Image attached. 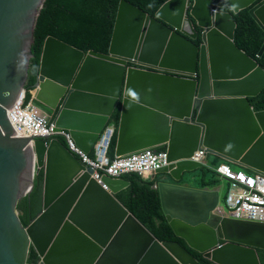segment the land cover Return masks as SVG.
<instances>
[{"label": "water", "instance_id": "water-1", "mask_svg": "<svg viewBox=\"0 0 264 264\" xmlns=\"http://www.w3.org/2000/svg\"><path fill=\"white\" fill-rule=\"evenodd\" d=\"M46 1L0 0V264H34L32 248L37 264H200L180 242L160 241L117 197L129 180L105 175L101 183L61 137L32 146L35 138L16 135L9 110L26 92ZM214 2L168 0L152 16L122 0L109 53L49 36L33 105L89 154L121 108L116 155L165 146L171 164L157 172L176 182L203 168L189 160L198 150L264 173V110L249 102L264 90V69L235 43L233 17L251 6L264 29V0H220L217 11ZM134 59L157 71L129 67ZM42 170L43 210L25 225L18 206ZM159 187L189 248L215 264H260L263 224L214 214L218 192Z\"/></svg>", "mask_w": 264, "mask_h": 264}, {"label": "trees", "instance_id": "trees-1", "mask_svg": "<svg viewBox=\"0 0 264 264\" xmlns=\"http://www.w3.org/2000/svg\"><path fill=\"white\" fill-rule=\"evenodd\" d=\"M122 0H47L38 19L29 82L27 84V103L32 99L38 76L44 46L49 36H54L86 53L91 50L109 53L116 26L119 7ZM140 9L156 16L157 11L168 0H127ZM237 26L235 43L251 57L255 58L264 69V53L259 51L264 43V29L255 20L249 8L234 13ZM199 41V40H198ZM253 109L263 111L264 90L249 99ZM121 108L113 115V122L119 125ZM67 145L64 137H61ZM117 134L109 148V155L116 158ZM165 146L158 147L159 150ZM94 156V152L92 153ZM209 165L217 166L228 163L234 170L248 169L236 166L215 156H209ZM192 183L200 188L217 186L219 178L209 167L205 166L195 172L188 173ZM162 174L145 179L138 172H127L123 177L130 181V185L117 193V197L150 229L160 241L180 242L187 247L201 264H215L187 245L186 241L177 236L174 228L167 219L163 208L160 189L156 186ZM44 171L37 176L36 185L31 194L24 197L18 206L21 218L28 225L43 210ZM29 261L37 264L39 256L34 248L31 249Z\"/></svg>", "mask_w": 264, "mask_h": 264}, {"label": "built area", "instance_id": "built-area-1", "mask_svg": "<svg viewBox=\"0 0 264 264\" xmlns=\"http://www.w3.org/2000/svg\"><path fill=\"white\" fill-rule=\"evenodd\" d=\"M10 117L21 136H54L57 133L66 136L71 149L80 155L84 163L95 168L93 176L101 182L105 174L120 177L130 171H138L147 176L170 164L168 152L155 148L117 156L112 160L108 152L115 125L107 126L96 145L95 157H92L77 146L69 132L56 131L55 124L46 113L31 103L26 105V96L11 109ZM203 157L204 153H199L193 159L202 161ZM218 172L230 184L226 201L229 212L238 217L264 220V176L259 173L247 176L223 165Z\"/></svg>", "mask_w": 264, "mask_h": 264}, {"label": "clouds", "instance_id": "clouds-1", "mask_svg": "<svg viewBox=\"0 0 264 264\" xmlns=\"http://www.w3.org/2000/svg\"><path fill=\"white\" fill-rule=\"evenodd\" d=\"M220 0H215V2H214V5H213V10L214 11H217V4L216 3H218ZM163 6V5H162ZM247 8H249V11H250V8H251V6H249V7H247ZM243 9H245V8H243ZM222 10H225V11H229L230 9L228 8V7H224V8H222ZM242 10V9H241ZM230 11H232V10H230ZM239 12V11H238ZM238 12H233V17H234V13H238ZM253 16V15H252ZM235 19V18H234ZM256 20V19H255ZM236 21V20H235ZM257 21V20H256ZM117 22V21H116ZM237 24V23H236ZM237 26V25H236ZM261 26V25H260ZM116 27V26H115ZM262 27V26H261ZM236 30V29H235ZM115 31V30H114ZM201 35V34H200ZM199 40V41H198ZM196 42L197 43H201L202 42V40H201V37H199L198 39H196ZM264 44V43H263ZM238 46V45H237ZM239 47V46H238ZM262 47V46H261ZM240 48V47H239ZM261 49V48H260ZM243 50V49H242ZM244 51V50H243ZM264 53V52H263ZM249 55V54H248ZM259 55V54H258ZM259 56H261V55H259ZM259 64V63H258ZM128 66L129 67H133V68H137V69H144V70H150V71H157V70H155L153 67H147L146 65H143V64H141V63H139L137 60H133V62H128ZM152 69V70H151ZM194 78H196V77H194ZM31 93H32V99H31V101L30 102H28L27 103V89H26V92L23 94V96H22V98L15 104V106L19 103V102H21L22 101V99L24 98V96H26V105H28V104H32L33 105V99H34V97H35V95H36V87H35V89L33 90V91H31ZM253 98V97H252ZM250 99V98H249ZM14 106V107H15ZM34 106V105H33ZM13 107V108H14ZM35 107H37V106H35ZM252 107V106H251ZM12 108V109H13ZM38 109H40L39 107H37ZM41 111H43L44 113H46L49 117H51V119H52V122L54 123V116H51V115H49L46 111H44L43 109H40ZM255 110V109H254ZM264 110V109H263ZM10 111H11V109L9 110V116H10ZM256 111V110H255ZM10 119H11V117H10ZM113 119V118H112ZM11 121H12V119H11ZM12 123H13V121H12ZM55 124V123H54ZM13 125H14V123H13ZM108 125H115V128H116V130H115V134H114V137H115V135L118 133V126L119 125H117L115 122H113V120H111L108 124H107V126ZM107 126L105 127V129L107 128ZM14 127H15V125H14ZM15 129H16V127H15ZM55 129H56V124H55ZM105 129L103 130V132H102V134L104 133V131H105ZM56 131H67V132H69L68 130H66V129H62V130H57L56 129ZM16 132H17V130H16ZM18 133V132H17ZM70 133V132H69ZM71 134V133H70ZM102 134H101V136H102ZM17 136H21V135H19V134H16ZM101 136H100V138H101ZM22 137H33V138H35V139H33L32 141H31V144H32V142H33V144H32V146H35V140H36V138L37 137H48V141H51L53 138H56V137H64L65 139H66V141H67V146L68 147H70L69 146V142H68V140H67V138H66V136H64L63 134H61V133H57V134H55L54 136H22ZM71 137H72V135H71ZM114 137H113V139H114ZM73 138V137H72ZM99 138V139H100ZM62 139V138H61ZM99 139H98V141H99ZM73 140H74V138H73ZM75 141V140H74ZM98 141H97V143H98ZM113 141V140H112ZM76 143V142H75ZM97 143H96V145H97ZM112 144V143H111ZM96 145H95V147H94V149H93V152H94V156H92V153H88L90 156H92V157H95V151H96ZM78 146V145H77ZM79 147V146H78ZM158 147H160V146H158ZM158 147H152V148H155L156 150H158V151H162V150H166L167 152H168V148L166 147L165 149H162V150H159L158 149ZM71 148V147H70ZM152 148H146V149H152ZM82 149V148H81ZM73 150V149H72ZM83 150V149H82ZM143 150V149H142ZM74 151V150H73ZM84 151V150H83ZM140 151V150H139ZM75 152V151H74ZM137 152V151H136ZM76 153V152H75ZM87 153V152H86ZM109 153V152H108ZM132 153H134V152H132ZM199 153H204V157H203V159H202V161H197V160H194L193 158L194 157H196ZM79 157H80V155L78 154V153H76ZM130 154V153H129ZM127 155V154H126ZM110 156V155H109ZM118 155H116V157H117ZM121 156H123V155H121ZM168 156H169V153H168ZM209 156H214V155H209ZM209 156L207 157L206 156V153H205V150H198L191 158H189V160L190 161H193V162H196V163H201V164H203L204 166L203 167H205V166H207V167H209L212 171H214L215 173H216V175H217V177L219 178V184H225V186H226V195H225V197H223V199L221 198L220 200H219V203H218V205L216 206V208L213 210V213L214 214H216V215H219V216H221L222 218H228V219H233V220H239V221H245V222H253V223H257V224H263L264 225V220H258V219H248V218H245V217H238V216H235L233 213H231V212H229V210H228V208H227V204H226V201H227V197H228V193H229V188H230V184H229V182H227L223 177H222V175L218 172V168L221 166V165H223V166H227V167H229L230 169H232L234 172H236V173H243L244 175H247V176H250V175H252V174H257V173H259V174H261L262 176H264V173H262V172H260V171H252V170H250V169H248L249 171H251V173H247L246 171H244V170H234L228 163H220V164H218L217 166H213V165H209V161H208V158H209ZM216 157V156H215ZM81 158V157H80ZM216 158H218V157H216ZM112 159V158H111ZM82 160V159H81ZM113 160V159H112ZM223 160V159H222ZM83 161V160H82ZM170 161V160H169ZM224 161H226V160H224ZM227 162H229V161H227ZM231 163V162H230ZM86 164V163H85ZM170 164H171V161H170ZM169 164V165H170ZM233 164V163H232ZM88 165V164H87ZM169 165H167V166H169ZM234 165H236V164H234ZM90 166H92V165H90ZM236 166H239V165H236ZM165 167V166H164ZM239 167H242V166H239ZM36 168H37V163H36ZM242 168H244V167H242ZM95 169V168H94ZM161 169V168H160ZM202 169V168H201ZM244 169H247V168H244ZM159 170V169H158ZM157 170V171H158ZM199 170V169H198ZM44 171V170H43ZM157 171H155V172H153V173H151V174H148L147 176H144L143 174H141L140 172H138V171H130V172H138V173H140L142 176H143V178H145V179H150L151 177H153V176H156L157 174L159 175V174H166V175H168V176H171L170 174H167V173H158ZM197 171V170H196ZM94 172H95V170H94ZM93 172V173H94ZM193 172H195V171H193ZM93 173H92V176H93ZM188 173H190V172H188ZM188 173H186L185 174V179L180 183V182H176L173 178V180H174V182H176V183H174V184H187V183H184L185 181L186 182H190L191 181V178H189L188 177ZM39 175V174H38ZM37 175V176H38ZM105 175H109V174H105ZM104 175V176H105ZM103 176V177H104ZM111 176V175H110ZM94 177V176H93ZM113 177V176H112ZM162 177V176H161ZM172 177V176H171ZM95 178V177H94ZM114 178H124L123 177V175L122 176H120V177H114ZM36 180H37V177H36ZM98 180V179H97ZM99 181V180H98ZM162 181H168L166 178L164 179V180H161V178H160V181L158 180V183H157V187L160 189V187H159V184H160V182H162ZM101 182V181H100ZM101 183H104L103 182V179H102V182ZM170 183H172V182H170ZM218 184V185H219ZM35 185H36V182H35ZM187 185H189V186H191V187H194V188H198V189H209V188H211V186H208V187H205V188H200V187H196V186H194V185H192L191 183H189V184H187ZM217 185V186H218ZM35 188V187H34ZM34 190V189H33ZM33 192V191H32ZM31 192V193H32ZM161 192V191H160ZM30 193V194H31ZM29 195V194H28ZM27 195V196H28ZM220 204V205H219ZM166 214V213H165ZM167 216V215H166ZM257 250V253H258V257H259V260H260V264H264V250H262V249H256ZM198 252V251H197ZM200 253V252H199ZM193 254V253H192ZM204 255V254H203ZM196 257V256H195ZM208 259V258H207ZM199 261V260H198ZM212 262V261H211ZM201 264V263H200Z\"/></svg>", "mask_w": 264, "mask_h": 264}, {"label": "crops", "instance_id": "crops-1", "mask_svg": "<svg viewBox=\"0 0 264 264\" xmlns=\"http://www.w3.org/2000/svg\"><path fill=\"white\" fill-rule=\"evenodd\" d=\"M167 179L169 182H172V183H176V182H174V180L172 179V177L171 176H168V175H166V174H163L162 175V177H161V180H164V179ZM160 181V180H159ZM184 183H187V184H189V183H191L192 185H194V186H196V187H198L197 185H196V183H192V181H190V182H184ZM208 191H210V192H218V194H219V200L222 198L223 199V197H225V195H226V189H225V186H223V184H219L218 186H211V188H209V190ZM220 205V204H219Z\"/></svg>", "mask_w": 264, "mask_h": 264}, {"label": "rangeland", "instance_id": "rangeland-1", "mask_svg": "<svg viewBox=\"0 0 264 264\" xmlns=\"http://www.w3.org/2000/svg\"><path fill=\"white\" fill-rule=\"evenodd\" d=\"M223 186H225V184L223 183ZM225 189H226V186H225Z\"/></svg>", "mask_w": 264, "mask_h": 264}, {"label": "flooded vegetation", "instance_id": "flooded-vegetation-1", "mask_svg": "<svg viewBox=\"0 0 264 264\" xmlns=\"http://www.w3.org/2000/svg\"><path fill=\"white\" fill-rule=\"evenodd\" d=\"M152 70V69H151Z\"/></svg>", "mask_w": 264, "mask_h": 264}]
</instances>
